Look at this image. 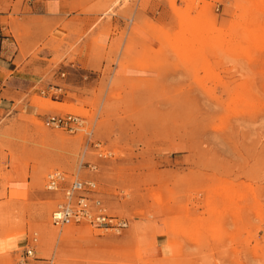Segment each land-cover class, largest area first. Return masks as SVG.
<instances>
[{
    "label": "rangeland",
    "instance_id": "374dc122",
    "mask_svg": "<svg viewBox=\"0 0 264 264\" xmlns=\"http://www.w3.org/2000/svg\"><path fill=\"white\" fill-rule=\"evenodd\" d=\"M23 1L35 0L1 12ZM70 9L96 14L76 36L106 64L65 73L74 89L63 100L35 85L0 108V264H18L33 236L34 264H264V0H71ZM114 17L124 27L107 46L98 38L114 36ZM6 24L23 50L18 19ZM44 99L53 111L36 105ZM66 113L81 118L74 132L44 124ZM54 169L95 179L127 227L52 226Z\"/></svg>",
    "mask_w": 264,
    "mask_h": 264
},
{
    "label": "crops",
    "instance_id": "0c3cea01",
    "mask_svg": "<svg viewBox=\"0 0 264 264\" xmlns=\"http://www.w3.org/2000/svg\"><path fill=\"white\" fill-rule=\"evenodd\" d=\"M8 2L9 0H0V82L2 84L0 94L6 95L1 99L4 104L0 107L1 109L9 110L14 104L12 98L26 94V89L35 85L40 86L39 92L51 85H62L64 94L61 99L63 100L74 88L69 79L64 77L62 79L59 74H69L75 66L78 69L82 68L81 63L87 64L89 70L92 65L106 64L100 56L92 52L87 54L91 50L88 39L82 37L78 40L76 36V33L81 30L86 34L90 33L89 26L96 18L95 13L71 10V0L23 1L19 4L17 11H14L13 6H9L6 12H1L6 10ZM10 15L18 19L19 27L23 32L21 37L23 50L18 46L6 24L9 22ZM114 24H118V28L114 30V36L111 35L108 39L99 36L98 42L109 46L111 38L118 36L124 27L122 17H114ZM33 46L36 48L34 55L29 52ZM74 48L81 49L82 53L73 55L71 50ZM71 56L75 57V61H71ZM66 84L72 87H67ZM36 105L53 111V101L44 99ZM37 261L35 260L33 264Z\"/></svg>",
    "mask_w": 264,
    "mask_h": 264
},
{
    "label": "built area",
    "instance_id": "2783aa9c",
    "mask_svg": "<svg viewBox=\"0 0 264 264\" xmlns=\"http://www.w3.org/2000/svg\"><path fill=\"white\" fill-rule=\"evenodd\" d=\"M60 78L65 76L59 74ZM2 84L0 82V88ZM64 87L60 84L51 85L47 89H42L39 93L42 96L46 94L57 98L64 94ZM46 126L65 129L74 132L81 125V118L77 115L66 114H49L44 118ZM90 172L95 173L96 165L87 164ZM45 190L53 193L60 191L61 200L57 202L50 213L52 225L62 227L69 224H88L104 230H114L121 232L127 227L125 218L110 213L101 196L97 182L93 178L80 179L75 177L67 180L63 171L54 169L46 175ZM37 238L33 236L28 243L22 248L19 255L18 264H33L37 257ZM48 263H52L48 259Z\"/></svg>",
    "mask_w": 264,
    "mask_h": 264
},
{
    "label": "bare ground",
    "instance_id": "6f19581e",
    "mask_svg": "<svg viewBox=\"0 0 264 264\" xmlns=\"http://www.w3.org/2000/svg\"><path fill=\"white\" fill-rule=\"evenodd\" d=\"M54 109V108H53ZM52 225V224H51ZM69 225H74V224H69ZM69 225H64V226H69ZM54 226V225H52ZM64 226H62L64 228ZM37 246H38V239H37ZM37 246H36V249H37Z\"/></svg>",
    "mask_w": 264,
    "mask_h": 264
}]
</instances>
